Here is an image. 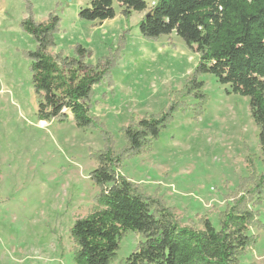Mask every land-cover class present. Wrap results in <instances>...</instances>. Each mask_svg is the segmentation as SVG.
<instances>
[{
  "label": "rangeland",
  "instance_id": "374dc122",
  "mask_svg": "<svg viewBox=\"0 0 264 264\" xmlns=\"http://www.w3.org/2000/svg\"><path fill=\"white\" fill-rule=\"evenodd\" d=\"M145 1L143 13L126 18L116 5V18L99 23L79 18L91 0H0V264H76L70 230L95 209L100 190L90 180L98 166L91 155L105 149L98 130H80L72 120H38L27 57L36 43L21 28L28 18L61 19L52 56L74 58L80 45L91 51L86 61L92 65L114 58L113 69L95 88L91 115L112 134L117 152L126 145L124 127L166 111L172 102L180 105L153 147L126 158L119 171L144 195L162 199L182 226L202 229L209 219L218 228L249 188L244 180L251 170L264 173L249 100L228 95L229 86L204 75L208 103L196 117L198 102L176 93L191 79L199 55L176 34L144 38L140 22L158 0ZM248 208L263 228H250L257 242L240 264H264V201ZM141 241L129 233L113 264H124Z\"/></svg>",
  "mask_w": 264,
  "mask_h": 264
},
{
  "label": "trees",
  "instance_id": "16d2710c",
  "mask_svg": "<svg viewBox=\"0 0 264 264\" xmlns=\"http://www.w3.org/2000/svg\"><path fill=\"white\" fill-rule=\"evenodd\" d=\"M116 5L126 18L148 10L145 0H91L79 18L99 23L114 20ZM60 23L58 16H51L46 23L28 18L21 28L36 43L27 57L38 100V120L58 124L72 120L80 130L100 131L105 142L103 151L91 155L98 166L90 180L100 190L94 199L95 209L70 230L76 246L75 263L113 264L121 242L132 232L142 241L124 264H240V258L257 242L249 235L250 228H263L258 213L248 206L264 201V173L251 170L244 180L249 188L222 216L218 228L209 219L202 221V229L182 226L162 199L144 195L119 171L126 158L153 147L174 121L180 105L172 102L166 111L124 127L126 145L117 152L112 134L91 115L95 88L113 69L114 58L92 65L86 61L91 51L80 45L74 48V58L52 56L49 51L56 47ZM139 27L142 36L151 40L176 34L199 55L191 79L176 93L198 102L196 117L202 116L208 103L202 91L204 75L229 86L228 95L249 100L264 158V0H158Z\"/></svg>",
  "mask_w": 264,
  "mask_h": 264
}]
</instances>
